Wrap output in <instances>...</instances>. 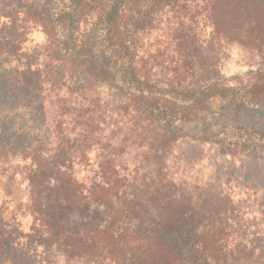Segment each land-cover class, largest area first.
Segmentation results:
<instances>
[{
	"label": "trees",
	"instance_id": "trees-1",
	"mask_svg": "<svg viewBox=\"0 0 264 264\" xmlns=\"http://www.w3.org/2000/svg\"><path fill=\"white\" fill-rule=\"evenodd\" d=\"M230 47L255 80L200 83ZM180 143L264 158V0H0V264H264L247 199L170 173Z\"/></svg>",
	"mask_w": 264,
	"mask_h": 264
},
{
	"label": "rangeland",
	"instance_id": "rangeland-1",
	"mask_svg": "<svg viewBox=\"0 0 264 264\" xmlns=\"http://www.w3.org/2000/svg\"><path fill=\"white\" fill-rule=\"evenodd\" d=\"M44 40L41 33L34 32L30 36L31 45L43 43ZM217 59L218 66L206 72L200 78V83L223 79L227 84L233 85L255 80L253 73L256 71V63L241 49L230 47L223 51L221 56H217ZM78 81L83 84L84 77L78 76ZM143 138H146V134L137 131L130 134L128 141L129 143L136 141L135 144L143 145ZM170 154V173L177 175L178 179H183L189 188L193 187L195 182L221 180L223 188L236 194L235 198L247 199L253 215L251 217L246 215L245 218L264 225L263 157L255 155L241 157L226 149L189 143L176 145ZM138 155H142L141 150L128 148L124 157L132 159Z\"/></svg>",
	"mask_w": 264,
	"mask_h": 264
}]
</instances>
